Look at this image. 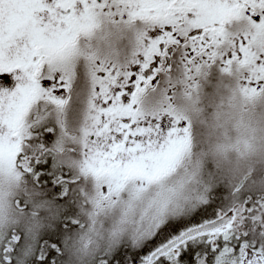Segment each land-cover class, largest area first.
<instances>
[{"label":"snow or ice","instance_id":"snow-or-ice-1","mask_svg":"<svg viewBox=\"0 0 264 264\" xmlns=\"http://www.w3.org/2000/svg\"><path fill=\"white\" fill-rule=\"evenodd\" d=\"M0 264H264V0H0Z\"/></svg>","mask_w":264,"mask_h":264}]
</instances>
